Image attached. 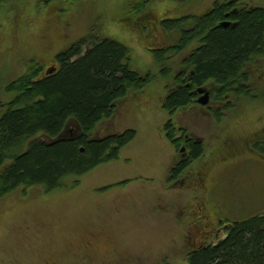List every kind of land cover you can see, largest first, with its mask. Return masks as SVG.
<instances>
[{"label":"rangeland","instance_id":"374dc122","mask_svg":"<svg viewBox=\"0 0 264 264\" xmlns=\"http://www.w3.org/2000/svg\"><path fill=\"white\" fill-rule=\"evenodd\" d=\"M133 1L10 0L0 6V104L11 101L8 85L22 77L31 62L49 67L59 51L90 36L124 43L134 69L155 78L146 93H130L118 106L114 127L137 135L118 161L77 182L68 179L67 187L51 193L33 187L0 198V264H187L188 254L204 240L225 237L220 225L264 216L260 73L253 74L252 95L232 97L234 109L221 122L206 107L184 109L175 116L176 130L182 128L201 141L205 155L173 182L171 170L181 158L182 145L177 148L166 137L165 125L172 117L163 110L162 100L175 87L191 50L174 55L168 64L172 74L163 78L137 34L123 27L129 25L127 5ZM163 1L152 2L156 6L148 8V17L161 15ZM224 1L170 3L182 15L197 17ZM246 6L264 8V0H248ZM178 37L166 40L172 44ZM104 129L107 125L100 126L95 137ZM198 177L201 182L192 187ZM195 221L205 228L198 231Z\"/></svg>","mask_w":264,"mask_h":264},{"label":"trees","instance_id":"16d2710c","mask_svg":"<svg viewBox=\"0 0 264 264\" xmlns=\"http://www.w3.org/2000/svg\"><path fill=\"white\" fill-rule=\"evenodd\" d=\"M8 1L0 0V6ZM153 1L129 3V25L123 27L137 34L165 79L172 74L168 64L173 56L191 50L175 77V87L162 100L163 110L172 117L165 125L168 141L189 152L171 170L170 179L179 182L204 157L205 147L197 139H176L177 132L187 135V131L176 130L174 118L181 110L206 107L199 104L198 91L207 89L214 93L210 105L216 108H206L221 122L234 109L232 97L252 95L253 74L260 73L264 82V8L248 7V0H227L193 17L164 0L161 15L152 19L147 13L151 5L155 9ZM224 23L229 26L223 27ZM176 35L175 43L166 40ZM92 37L59 51L49 67L31 62L27 72L8 85L12 99L0 104L1 199L19 189L43 187L47 193L63 189L68 179L77 182L118 161L135 140V131L119 133L114 127L118 106L130 93H146L155 78L134 69L124 43ZM103 125H107L105 133L95 137ZM194 223L198 231L205 228ZM208 240L188 254L187 264H264V216L229 224L224 238Z\"/></svg>","mask_w":264,"mask_h":264},{"label":"flooded vegetation","instance_id":"af4514ba","mask_svg":"<svg viewBox=\"0 0 264 264\" xmlns=\"http://www.w3.org/2000/svg\"><path fill=\"white\" fill-rule=\"evenodd\" d=\"M210 93V92H209ZM201 97V96H200ZM199 97V98H200ZM214 98V93H210V97H209V104L206 106V107H208V108H210V109H213L212 108V106L210 105V103H211V101H212V99ZM178 133V134H177ZM176 134H177V138L176 139H178V140H180V141H189V140H192V139H195V138H193L192 136H190V135H182V134H180L179 132H177ZM166 134V133H165ZM181 150V151H180ZM179 151H180V154H181V157L182 158H180V160H178V163H180L181 162V159H182V161H183V159H185L187 156H188V154H189V152L188 153H186L187 152V150H186V147L184 146V147H182L181 149H180ZM184 150V151H183ZM178 151V152H179ZM229 228V225L228 224H226V225H220V230L223 232V233H225V235H226V233H227V229ZM217 236V235H216Z\"/></svg>","mask_w":264,"mask_h":264},{"label":"water","instance_id":"95a60500","mask_svg":"<svg viewBox=\"0 0 264 264\" xmlns=\"http://www.w3.org/2000/svg\"><path fill=\"white\" fill-rule=\"evenodd\" d=\"M222 26L223 27H228L229 26V23H224V24H222ZM198 94L201 96L199 98V100H198L199 104L202 105V106H207L209 104L210 93L207 91V89H200L198 91Z\"/></svg>","mask_w":264,"mask_h":264}]
</instances>
